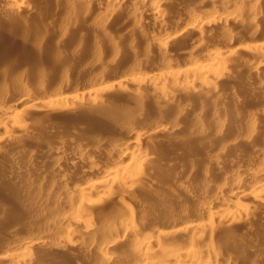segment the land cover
I'll use <instances>...</instances> for the list:
<instances>
[{"label":"rangeland","instance_id":"374dc122","mask_svg":"<svg viewBox=\"0 0 264 264\" xmlns=\"http://www.w3.org/2000/svg\"><path fill=\"white\" fill-rule=\"evenodd\" d=\"M241 1L0 0V120L23 110L15 130L0 128L2 264L19 254L30 264H140L124 213L141 238L241 209L240 226L215 219L202 240L189 230L162 245L212 243L223 264H264V204L248 194L264 185V160L252 158L264 147V52H252L264 44V0ZM208 13L219 23L195 32L190 17ZM214 54L222 64L209 65ZM57 98L67 102L49 104ZM129 132L138 143L126 145ZM130 151L146 155L137 183L82 194ZM105 237L116 242L108 252Z\"/></svg>","mask_w":264,"mask_h":264},{"label":"bare ground","instance_id":"6f19581e","mask_svg":"<svg viewBox=\"0 0 264 264\" xmlns=\"http://www.w3.org/2000/svg\"><path fill=\"white\" fill-rule=\"evenodd\" d=\"M110 1V2H109ZM107 0V2H109V3H114L115 4V2L117 3V1L118 0ZM142 1H144V2H149V1H151V0H142ZM244 1V0H243ZM248 1H252V0H248ZM240 2H242L241 0H240ZM112 3V4H113ZM151 3V2H150ZM164 3V2H163ZM200 3V2H199ZM225 3V2H224ZM253 3V2H252ZM241 4V3H240ZM251 4V3H250ZM194 6V5H193ZM149 7V6H148ZM151 7H153V8H151V9H153L154 11H156V12H159L158 10H159V5L157 4V3H152V6ZM230 7V6H229ZM117 9V8H116ZM209 11V10H208ZM155 12V13H156ZM210 13H211V11H210ZM210 13H208L209 14V16H205V15H202V16H200V15H195L194 14V16L192 17V19H191V17H190V21H191V24L193 25V28L195 29H193L195 32H200L201 34H202V32L205 30V28L209 25V23L210 22H213V20H214V22H216L217 20L214 18V16L216 15L215 13H221V12H218L217 10H216V12L215 11H213L212 13L213 14H215V15H211ZM158 14V13H157ZM207 14V15H208ZM222 14L224 15L225 14V12L223 13L222 12ZM221 14V15H222ZM218 15V14H217ZM240 15V14H239ZM254 15V14H253ZM225 16H227V15H225ZM250 16V15H249ZM258 16V15H257ZM224 17V16H223ZM222 17V18H223ZM228 17H229V14H228ZM251 17V16H250ZM218 18V17H217ZM221 18V17H220ZM235 18V17H234ZM234 18H231V19H233V21H236L237 19V17L234 19ZM225 19V18H224ZM216 20V21H215ZM226 20V19H225ZM224 20V21H225ZM219 21H220V19H219ZM219 21H217L218 23H219ZM186 25H188V24H186ZM192 25H191V27H192ZM190 27V28H191ZM165 28V27H164ZM166 30H167V28H165ZM191 29V30H192ZM255 29V28H254ZM165 30L163 29L162 30V32H164ZM168 31V30H167ZM178 32V31H177ZM185 32V31H184ZM198 32V33H199ZM169 33V32H168ZM167 35V34H166ZM263 37V36H262ZM250 38V37H249ZM165 44V43H164ZM257 45V44H256ZM245 47V46H244ZM248 48V47H247ZM252 52H256V54L257 53H262V52H264V44L262 45H257V47L255 48V50H254V48L252 47ZM204 54V53H203ZM249 54V53H248ZM252 54V53H251ZM254 55V54H253ZM208 59H210V66L211 65H218V64H222V62L224 61V60H222L221 59V57H219V54H214L213 56H211V58L208 56ZM207 59V60H208ZM187 61V60H186ZM208 62V61H207ZM161 64V63H160ZM224 64V63H223ZM159 65V64H158ZM135 66V65H134ZM160 66V65H159ZM162 66V65H161ZM256 66V65H255ZM258 67V66H257ZM134 68V67H133ZM167 68H168V66H167ZM137 70H138V68H137ZM185 70H187V69H185ZM184 70V72H168L167 74H165L166 76L164 77V80H166L165 78H167L168 80H169V78H171L173 81H176V80H178V78H179V76L181 77V76H185V75H187V71H185ZM164 75V74H163ZM188 76V75H187ZM183 78V77H182ZM192 78V77H191ZM150 79H152V83H154V84H156L158 81H159V77L158 76H153V77H151ZM194 79V78H193ZM154 81V82H153ZM144 82V81H143ZM216 82V81H215ZM177 83V82H176ZM209 83V82H208ZM210 84H212V83H210ZM141 85V84H140ZM202 85H205V83L204 84H202ZM163 86V85H162ZM182 86V85H181ZM206 86V85H205ZM205 86H202V87H205ZM211 85H209V86H207L208 87V89H209V87H210ZM159 87V86H158ZM211 87H213V86H211ZM163 88H164V86H163ZM201 88V87H200ZM206 88V87H205ZM207 88H206V90H208ZM160 90V89H159ZM159 90H158V88L156 89V91H158L159 92ZM178 90H180V89H178ZM202 90V89H201ZM205 90V91H206ZM101 91V90H100ZM157 92V93H158ZM96 93H97V91H96ZM155 93V92H154ZM29 94V93H28ZM32 94V93H31ZM158 94H161V95H164L165 94V92H164V90L163 89H161V91H160V93H158ZM167 94V93H166ZM169 95V94H168ZM159 97H160V95H158ZM62 98V97H61ZM61 98H57V99H53V101L52 100H49V101H51L50 103H49V101L47 100V101H45L44 103L47 105L48 103L49 104H51V105H55V103L57 104L58 102L59 103H63L64 101H66L67 99H61ZM163 98V97H162ZM168 98V97H167ZM24 101H26V100H24ZM23 101V102H24ZM52 102H53V104H52ZM67 102V101H66ZM27 103V102H26ZM28 103H31V104H33V102H31V101H29ZM64 104V103H63ZM48 106V105H47ZM50 106V105H49ZM15 109V108H14ZM10 110L9 112V114H11L10 115V117H7V118H3V120H0V128L1 129H3V131L5 130V131H8V129H10V128H14V130L16 129V127H17V124H18V120H19V118L21 117V115H22V112L21 111H23V110ZM136 114V113H135ZM137 114H139V115H137ZM136 115H137V117L138 118H140L141 120L142 119H144V117H145V114L140 110V112L139 113H137ZM146 115H147V113H146ZM136 117V118H137ZM2 118V117H1ZM0 118V119H1ZM133 118V117H132ZM135 118V119H136ZM5 120V121H4ZM136 121H137V119H136ZM145 121V120H144ZM151 124V123H150ZM155 126V125H154ZM40 128V127H39ZM150 128V127H149ZM146 129V128H145ZM154 129H156V126L154 127ZM140 134V133H139ZM127 137H126V139L124 140V142L126 143V145H129L130 144V146H131V143L132 144H134V141L136 142V143H138V141H137V139H139L140 137H139V135H137V134H135L134 132H129V134L128 135H126ZM4 138V137H3ZM145 139V138H144ZM140 140V139H139ZM124 143V144H125ZM135 143V144H136ZM123 144V145H124ZM126 145H124V147H126ZM54 147V146H53ZM137 147H138V145H137ZM59 149V148H58ZM52 150V149H51ZM50 150V151H51ZM60 150H62V148L60 149ZM59 150V151H60ZM137 152V151H136ZM136 152H127V153H123L124 155H122V158H129V163L128 164H126L124 167H122V168H117L116 166H114V167H109V168H107V166H106V169H103V170H99L98 171V169H97V174H95L96 176V178H94V180H92V182H91V179H90V184L88 185L87 184V187L89 188L88 189V191H85V192H83L82 194L85 196V194H88L87 196H90L91 194H92V192H90L91 190L93 191L94 189H98V190H100L101 189V191L103 190V189H106L107 191H108V194L110 193V192H112L111 190H112V185L114 184V183H116V182H121L122 184L124 183V185H128V184H133V183H137V178H136V176H138L139 174H140V172H142L143 170V168L142 167H144V164H145V162L147 161L146 160V155H144L143 153H141V152H138V153H136ZM48 153V152H47ZM59 153L60 152H56L55 154H56V156H59ZM78 153V152H77ZM82 156V155H81ZM65 158V157H64ZM252 158H254V160L255 161H259V162H262L263 160H264V147L263 148H260L259 150H257L256 151V153H255V155H254V157H252ZM58 159H60V158H58ZM87 161V160H86ZM66 162V161H65ZM109 164V163H108ZM109 166H110V164H109ZM58 167V166H57ZM121 167V166H120ZM105 168V167H104ZM258 170V169H257ZM255 171V170H254ZM258 172L259 173H257L256 175L257 176H259V178H257V179H260L261 181L264 179V169H261L260 171L258 170ZM138 174V175H137ZM255 174V173H254ZM253 176V175H252ZM94 177V176H93ZM255 178H256V176H255ZM86 180H88V179H86ZM255 181V180H254ZM231 182V181H230ZM87 183V182H86ZM251 185V184H250ZM83 186V184L81 185V187H79L80 188V190L82 191V190H85L84 189V187L86 186H84V187H82ZM130 186V185H129ZM87 187H86V189H87ZM237 187H238V184H237ZM124 188V187H123ZM241 188V187H240ZM115 190V189H114ZM78 191V190H77ZM79 192V191H78ZM115 192V191H114ZM242 192V191H241ZM81 193V192H80ZM91 193V194H90ZM113 193V192H112ZM111 193V194H112ZM75 194H77V193H75ZM75 194H74V196H75ZM105 196H107L108 194H107V192H105ZM120 194V193H119ZM118 194V195H119ZM246 194V193H245ZM248 194H251V195H253V198H254V200H256V199H258L259 201H262L263 202V204H264V185H259L258 186V190L257 191H251L250 193H248ZM247 194V195H248ZM83 195H81L80 194V196H81V198L83 197ZM110 195V194H109ZM108 195V196H109ZM246 195V196H247ZM237 196H239V198L241 199V198H243V197H245L244 196V193H238V195ZM76 197V196H75ZM252 197V196H251ZM76 198H78V197H76ZM80 198V197H79ZM80 198V199H81ZM84 198V197H83ZM86 198V197H85ZM78 201V200H77ZM83 201V203H85V201L84 200H82ZM88 202V201H87ZM228 203V202H227ZM232 203V202H231ZM237 204V203H236ZM235 204V205H236ZM238 204L240 205V202H238ZM83 205V204H82ZM214 206V205H213ZM234 207V206H233ZM240 208L239 209H241V206H239ZM3 208V207H2ZM208 210H210V209H208ZM207 210V211H208ZM211 211H213L212 209H211ZM241 211H243V209H241ZM241 211H232V212H228L230 215H231V219H227V220H220V218H218V217H216V215L218 216L219 214H222V213H220L221 211L219 210V214H218V211H215V212H217V214L215 213L214 215H213V212H209V216L211 217L212 215L215 217H213L212 216V218H210V219H207V220H204V221H200V223H196V224H189V221L188 222H184V221H186V220H183V221H181V223H179V224H177V221H175V222H172V225L170 226V228H169V230H167L165 233L164 232H162L163 234H161V233H157V234H150L149 236H143V237H138V232L140 231V227H139V225H138V223L136 224L135 222H134V220H126V216L128 215V212L127 213H124V214H126L125 215V218L124 219H122V221H121V223H123V221H125L126 223H125V229H126V231L130 234V236L133 238V239H135V242L133 243V246H131L132 247V249H131V251L133 252V255L132 256H137L136 258H138V259H140V260H138L137 259V261L140 263V264H223V263H221L220 262V257L222 256L221 255V253H220V251L218 250L219 248H217V246H216V248H215V246L212 244V243H208L207 245H206V247H205V250H204V252L202 251V252H200V251H198V250H196V251H194V250H186L183 246L181 247L180 245L178 246V247H176L177 245H175V246H173V245H171V244H173L171 241L175 238V236H177V234L179 233L180 234V232H187V231H192L194 234H196V236H198L197 238H199V239H204L203 238V232H202V230H212L213 231V228H214V226L215 225H213L214 224V222H213V220H215V219H219V221L221 222H223V223H225V226L226 225H238L239 224V226H240V223H241V218H243L242 216H244L243 214V212H241ZM223 212V211H222ZM229 215V216H230ZM129 216V215H128ZM207 216H208V213H207ZM207 216H206V218H207ZM209 216H208V218H209ZM222 216V215H221ZM220 216V217H221ZM222 217H224V216H222ZM129 218V217H128ZM203 218H205V217H203ZM205 218V219H206ZM228 218H230V217H228ZM211 219H212V221H211ZM221 219H223V218H221ZM224 219H226V218H224ZM248 219V218H247ZM173 220V219H172ZM89 221V220H88ZM170 221V220H169ZM174 221V220H173ZM244 221H245V218H244ZM221 222V223H222ZM246 222V221H245ZM171 224V223H170ZM138 225V226H137ZM231 225V226H232ZM242 225V224H241ZM245 225V224H244ZM83 226H85V227H83V228H85V230H87L88 232H90V234L91 233H93V227H91V226H88L87 224L86 225H84L83 224ZM122 226V225H121ZM124 226V225H123ZM221 227H222V225H220ZM220 226L218 225V227L220 228ZM142 228V227H141ZM227 228V227H226ZM125 229H124V232H125ZM121 230V229H120ZM120 230H118L121 234L123 233V229H122V231H120ZM143 230V229H142ZM141 230V231H142ZM225 230V229H224ZM117 231V232H118ZM189 231V232H190ZM84 232H86V231H84ZM113 232V231H112ZM116 231H115V233H117ZM248 232V231H247ZM126 233V232H125ZM124 233V234H125ZM192 233V234H193ZM112 234V233H111ZM83 235H84V233H83ZM216 235V234H215ZM226 235V234H225ZM108 237H109V235H108ZM110 237H112V236H110ZM114 237V236H113ZM178 237V236H177ZM163 238H165L164 240H169V243H171L170 245V247H168V248H166V244H164V245H162L164 242H162V240L161 239H163ZM105 239H106V237H105ZM201 239V240H202ZM107 240V241H106ZM106 240H104L106 243H103V242H101L102 244L101 245H103L100 249L102 250V251H109V249L111 248V247H114L113 246V244H115L116 242H115V239H113V238H108V239H106ZM117 241V240H116ZM131 241V240H130ZM206 241V240H205ZM71 242V241H70ZM168 243V244H169ZM100 245V246H101ZM28 246V245H27ZM30 246V245H29ZM28 246V249L30 248ZM164 246V247H163ZM77 247V246H76ZM91 247V246H90ZM26 248V247H25ZM12 249H14V248H12ZM27 249V248H26ZM113 249V248H112ZM101 250H100V252H101ZM130 249H128V251H129ZM25 251V250H24ZM107 251V252H108ZM110 251H111V249H110ZM172 251H174L175 252V258H173V259H171V261H169L168 263H167V255L166 254H168L169 255V253H171ZM263 252H261V253H259L258 252V254H262V253H264V250H262ZM5 252V251H4ZM22 253V252H21ZM8 254V253H7ZM25 254H27L28 255V253H25ZM100 254V253H99ZM2 255V254H1ZM0 255V256H1ZM20 255L21 254H19V256L18 255H16V257H12L11 256V259H9L10 257V255L8 256L9 258H8V263L7 264H30L31 262H32V260H31V257L29 256V257H20ZM30 255V254H29ZM130 255V254H129ZM166 255V256H165ZM263 255V254H262ZM4 256V255H3ZM3 256H1L0 257V261L1 260H3ZM6 257V256H5ZM4 257V258H5ZM108 259H109V257H107ZM127 258V257H126ZM129 258V257H128ZM130 258H133V257H130ZM135 258V259H136ZM223 258V257H222ZM225 258V257H224ZM7 259V258H6ZM110 259H111V257H110ZM109 259V260H110ZM111 260H113L114 261V259H111ZM122 260V259H121ZM225 260H227L226 258H225ZM120 261V260H119ZM222 261V260H221ZM223 261H224V259H223ZM106 262V261H105ZM108 262H111V263H113L112 261H108L107 260V263ZM224 262H226V261H224ZM4 263H6V262H4ZM106 263V264H107ZM115 263H116V261H115ZM0 264H2L1 262H0Z\"/></svg>","mask_w":264,"mask_h":264}]
</instances>
